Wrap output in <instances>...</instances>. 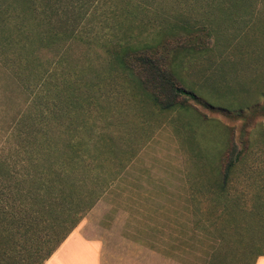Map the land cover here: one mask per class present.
Listing matches in <instances>:
<instances>
[{
    "label": "rangeland",
    "instance_id": "obj_1",
    "mask_svg": "<svg viewBox=\"0 0 264 264\" xmlns=\"http://www.w3.org/2000/svg\"><path fill=\"white\" fill-rule=\"evenodd\" d=\"M81 1L76 37L62 52L57 76L66 86L78 81L82 89L92 88L93 106L78 112L74 125L84 129L88 116V131L99 137L105 120H114L111 130L125 170L117 175L118 167L111 168L104 201L86 212L79 226L89 234L97 223L114 224L109 264H208L218 230L244 223L254 228L255 248L264 249V238H256L260 231L264 235V221L238 211L225 220L216 193L204 187L210 185L204 179L215 175L197 176L234 149L243 156L229 193L253 210L264 202V0ZM164 36L169 43L163 45ZM198 38L203 50L186 48ZM148 43L155 44L148 54L174 64L176 82L211 105L184 95L189 108L160 110L148 98L142 101L136 84L122 78L112 52ZM52 56L45 55V62ZM43 91L39 82L35 93ZM28 105V93L0 64V145ZM144 223L152 229H137ZM161 227L172 228V245L169 230ZM134 234L136 241L125 245ZM239 236L233 232L228 242L239 246ZM236 251L227 247L217 253L215 264L250 263L251 257Z\"/></svg>",
    "mask_w": 264,
    "mask_h": 264
},
{
    "label": "trees",
    "instance_id": "obj_2",
    "mask_svg": "<svg viewBox=\"0 0 264 264\" xmlns=\"http://www.w3.org/2000/svg\"><path fill=\"white\" fill-rule=\"evenodd\" d=\"M81 4V0H0V64L29 95V105L0 145V264H44L107 192L110 182L105 176L111 168L118 167L117 175L125 170L117 133L111 130L116 129L114 120H105L99 137L88 131L87 113L84 129L74 125L78 112L93 106L92 88L83 84L82 89L78 81L66 86L57 76L66 46L76 37ZM196 40L186 48L203 50L202 38ZM162 43H169L168 37ZM154 47V43L124 44L112 52L122 78L136 84L142 101L150 100L160 110L189 108L180 98L184 95L210 106L176 82L177 69L171 61L146 52H155ZM48 53L53 56L45 62ZM39 82L44 91L35 93ZM242 156L233 149L211 171L203 174L201 168L199 176L215 175L204 179L210 182L204 187L216 193L213 199L223 205L225 220L231 211H238L244 217L255 213L263 223L264 202L253 210L228 191ZM218 232L208 264H215L217 253L227 247L237 249L240 257H251L249 264L264 255V249L255 248L250 224L222 227ZM233 232L240 235L239 246L228 242ZM263 236L261 231L256 234L258 240Z\"/></svg>",
    "mask_w": 264,
    "mask_h": 264
},
{
    "label": "crops",
    "instance_id": "obj_3",
    "mask_svg": "<svg viewBox=\"0 0 264 264\" xmlns=\"http://www.w3.org/2000/svg\"><path fill=\"white\" fill-rule=\"evenodd\" d=\"M201 177L203 176H199V178ZM198 180H195L194 183L199 184ZM105 194L92 209L98 208L99 203L104 201ZM152 226V223L138 224L137 229L142 227L143 229H152ZM113 228L114 224L109 223L105 226H99L97 223L94 232L91 231L88 234L84 231V226L78 225L44 264H109L111 250L108 248L113 245L112 240L116 237L112 231ZM160 229L161 231L169 230L166 239L170 241L168 245H172L174 237L172 228L165 229L161 227ZM134 237L135 234L129 237L127 242L125 241V245H129V240L136 241ZM213 241L216 247L218 242L215 239ZM256 264H264V255L258 257Z\"/></svg>",
    "mask_w": 264,
    "mask_h": 264
}]
</instances>
